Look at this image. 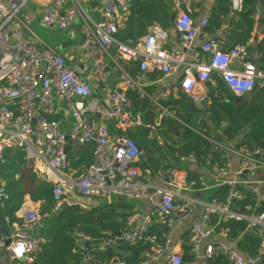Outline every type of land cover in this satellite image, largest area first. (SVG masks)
Returning <instances> with one entry per match:
<instances>
[{
    "label": "built area",
    "instance_id": "2783aa9c",
    "mask_svg": "<svg viewBox=\"0 0 264 264\" xmlns=\"http://www.w3.org/2000/svg\"><path fill=\"white\" fill-rule=\"evenodd\" d=\"M134 1L0 0V163L8 148L25 151L27 158L34 161L35 172L45 174L46 180L54 184V212L65 203L77 204L83 211H89L112 195L141 199L149 204L148 212L129 213L119 232L96 238L76 230L73 252L84 264H99L100 254L122 244L130 247L149 244L150 248L140 252L143 258L138 263L115 258V264H196L198 259L211 260L219 256H224L228 264H264V212L256 211V205L243 209L237 204L249 191L256 196L259 194L258 186L241 177L246 171L264 169L263 148L234 149L233 143L231 147L224 145L220 134L203 127L201 134L210 145L225 151L223 157L227 160L218 171L226 174L234 156L239 160V170L235 179L223 180L229 186L224 198L213 196L203 202L202 220L189 226L188 244L194 257L185 262L182 253L169 248L171 233L152 231V223L156 220L169 230L185 225L196 208L191 193L209 187L206 177L190 175L186 168L177 165L144 167L142 146L125 133L113 135L106 122L113 120L122 131L146 126L150 137L164 146L160 133L163 120L175 114L161 108L157 119L145 124L141 114L131 111L133 100L128 91H137L145 97L143 73L158 69L167 77L181 70V87L202 112L207 111V83L215 72L234 94L249 96L256 86L264 88V68L258 66L250 52L253 38L224 50L221 41L207 29L210 15L196 21L191 15L192 0H165L176 8L174 26L181 36V47L165 46L168 32L160 25L150 27L142 41L131 46L118 40L116 35L121 19L128 15ZM246 2L229 0L232 13L243 11ZM263 12L264 1L257 0L253 13L255 24L261 21ZM36 19L49 28L70 29L75 24L80 25L84 35L81 49L91 60L89 77L36 37L30 28ZM200 38L203 41L196 49ZM114 44L116 52L113 54L110 48ZM191 50H194L192 60L187 58ZM133 60L141 62L136 76L124 66V62ZM234 62L242 64V68H233ZM110 69L117 73L118 83L113 82ZM172 85L166 90V96L171 94ZM98 88L107 91V103L91 98L99 94ZM75 96L80 100H75ZM58 107L72 118L68 132L54 118ZM204 124L201 122L202 126ZM67 145H70L69 153ZM85 148L93 153L94 162L79 173L80 169L72 165L68 155L72 153L77 161L80 150ZM177 155L179 161L190 158L202 164L193 154ZM154 178L161 182L152 183ZM7 198V190L1 186L2 214ZM18 215L21 221L12 222L9 215L3 214L13 231L7 247L14 261L32 263L48 241L47 236L36 234L35 230L50 212L29 208ZM227 220L247 222L246 231L260 238L261 249L257 255L237 248L230 239L229 229L220 228ZM3 246H6L5 237L0 241V248Z\"/></svg>",
    "mask_w": 264,
    "mask_h": 264
},
{
    "label": "trees",
    "instance_id": "16d2710c",
    "mask_svg": "<svg viewBox=\"0 0 264 264\" xmlns=\"http://www.w3.org/2000/svg\"><path fill=\"white\" fill-rule=\"evenodd\" d=\"M256 1L257 0H247L243 11L236 13L235 16H229L230 11L227 9L229 0H220L217 10L215 11V16L213 17V21L216 25L213 26H221V20L227 18L228 24H234L242 31L238 39L239 41L236 43H245L251 36L255 25L253 19L255 8H253V4ZM175 10L176 8L173 3L165 0H135L127 15L126 25L124 28H120L117 38L134 46L138 43V39L148 32L151 21L158 20V22L170 24L172 13ZM261 20L264 22L263 14ZM211 27L212 25L209 26V30H212ZM234 46H236V44ZM259 51L262 53V61L264 62V38L259 42ZM140 64L141 62L139 60H135L131 63V65L134 66L133 69H130L132 74L140 71ZM217 82V93L210 99L211 104H209V118L213 126L209 125L206 120H201L199 122H194L192 120V117L197 115L187 110V108H189L187 96H183L180 100L174 99L173 97L168 99L167 106L169 110L175 114L177 119H182L188 124L184 127L181 136H170L169 130H162L161 132L162 135L167 138L168 142H166L165 145L174 160L179 161L177 153L181 155V148H183L186 156H190L191 154L195 155L203 164L207 165L209 169L213 167L218 169L226 162L227 158L223 157L225 151H220L211 146L201 134V132H203V127H206L208 132H217V130H220L224 138L223 144L231 147L230 143H233L234 149L238 150L242 147L251 150L258 147L264 149V88L256 86L250 96L245 97L242 101H238L235 94L227 87L222 78L218 77ZM128 95L133 100L131 111L137 114L138 107L140 105L145 106L148 97H142L138 92L132 90L128 91ZM182 109L184 111L186 109V115L181 113ZM153 121L154 120H152V122ZM201 122L205 123L204 126L201 125ZM173 123H175L173 120H169V124ZM117 133H125L135 139L144 149H147L149 153L151 143L153 145L155 143V140L150 137V130L146 127H139L135 133H130L129 130L122 131L118 129ZM181 142L183 143L182 147L179 146ZM209 156L210 158L208 160ZM68 157L72 165L80 169L79 173H82L84 169L90 167L94 162V155L88 148L80 150V158L77 161H75V156L72 153H70ZM33 164V160L27 158L25 151H19V149L16 148L6 149L4 159L0 163V187L4 186L8 193L3 214L9 215L12 222L21 221L18 211L22 208L25 196L28 194L33 201L44 202L43 212H50V216L45 220L44 227L46 231L44 234H46L48 241L43 245L42 252L36 256L35 261L32 263L22 261H16L15 263L84 264L73 252L75 247V231L81 230L88 235L101 238L107 236L109 234L107 233L108 231L112 233L119 232L123 229L124 224L116 221V215L111 213L105 205L99 208H92L89 211H83L79 205L72 204L54 212V184L39 177L32 170ZM161 164V159L153 158L143 166L146 167L149 165L153 168L172 166V164H165L164 166H161ZM261 171L264 172V169ZM262 177L264 180V173ZM241 178L248 180L246 174H243ZM228 191L229 186L224 185L220 188L216 196L218 195L217 197L224 198ZM256 201V195L251 194L249 191L247 196L243 200L238 201L237 204L245 209V207L249 205L255 206ZM255 210L264 212V205L262 204L256 207ZM127 215H122L123 219H125ZM214 221H216V218H214ZM220 228L229 229L230 238L233 240L237 239L236 246L240 250L248 251L253 255L259 253L261 249L260 238L246 231V221L227 220L220 225ZM154 229L155 228H152V231H154ZM2 238L3 236L0 233V241ZM127 247L130 249L135 248L139 252H142L149 249L150 245L143 244ZM106 254L107 253H104V255ZM218 258L219 257H215L211 259L210 262L214 263V261H219ZM128 262L138 263L140 259L131 256Z\"/></svg>",
    "mask_w": 264,
    "mask_h": 264
},
{
    "label": "crops",
    "instance_id": "0c3cea01",
    "mask_svg": "<svg viewBox=\"0 0 264 264\" xmlns=\"http://www.w3.org/2000/svg\"><path fill=\"white\" fill-rule=\"evenodd\" d=\"M219 1L220 0H192V2H191V15L196 21H200L201 18L205 15H210V17H209L210 21H209V25H208L207 29L209 30V26L212 25V27H211L212 30L211 29L209 30L211 35L218 38L221 41L222 49L228 50L232 46H234L235 44L236 45L239 44L236 42L239 41L238 39H239L240 33L242 31H241V29L237 28L234 24L233 25L228 24L227 18H223L221 20L222 21L221 26H219V27L213 26V25H216L215 22L213 21V17L215 16V11L217 10V6H218ZM227 7H228L227 8L228 11H230L229 16H235L236 13H232V11L229 7V3L227 5ZM263 16H264V12H263ZM94 17L97 20L99 19V17L97 15H94ZM221 17H223V16H221ZM126 20H127V16L123 17L121 19L120 28L125 27ZM150 24H151L150 27H152L153 25H160L161 27L166 29V31L168 32V39L166 41L165 46L167 48H169L170 46H175L178 48L181 47V44H180L181 36L174 26V21H171L170 24H166V23L158 22V20H153V21H151ZM150 27L148 28V32H149ZM120 28H119V30H120ZM146 34L143 35L142 37H140L137 42L142 41V39L146 36ZM77 36L81 37V41L78 43H74L73 41L77 38ZM116 37H117V35H116ZM250 38H253V43L251 45L250 52L256 57L255 61L258 64V66L264 68V62L262 61V53L259 51V42H260V40H262L264 38V22L262 20L258 24L254 25V28L252 30V33H251V36L249 37V39ZM83 39H84V35L81 32L80 25L79 24L73 25L70 28V31L68 32L67 38L65 39V41H63L62 45L59 47V50H60L59 53H61L67 59V62L71 66L75 67L76 69H78L80 71L87 72V64H90V67H91V60H90V58H88L85 55V53L81 49V43H82ZM118 40H120V39H118ZM202 41H203L202 38H200L197 41L196 49L200 48V44L202 43ZM47 44H49V43H47ZM110 51H111V53L114 54L116 52V47L112 45L110 48ZM193 54H194V50H191L190 52H188L187 58L192 60ZM132 62H134V60L124 62L125 68L130 73H131L130 69H133V67H134L133 65H131ZM232 67L235 69H241L242 64H240L239 62H234L232 64ZM109 72H110V75L113 79V82L118 83L119 78H117V73L112 69H110ZM139 72H137L135 74L131 73V75L136 76ZM143 75L144 76L142 77V85H143V88L146 92V96L148 98H147L146 105L145 106L140 105L138 107L139 109L137 110L136 113L141 114L142 118L144 119L145 124H147V123L152 122V120H156L158 115H159V112L162 111L163 108L169 109V107L167 106L168 105V99L173 97L174 99L180 100L183 96H187V95L184 93V91L181 87V83H180L181 78H182V71L181 70H179L175 75L170 76V77L165 76L163 74V72L161 70H158V69L157 70H151V71L150 70L145 71L143 73ZM218 77L222 78V76L219 73L215 72L213 74L212 80L207 83V89L209 92V102L207 104V111L196 112L195 110H193L191 108L192 101L187 96V101L189 102V104H188L189 108H187V110L189 112L190 111L194 112L195 115H197V116L192 117V120L194 122L206 120L209 125L213 126L211 123V119L209 118L210 117L209 104H211L210 99L217 93V87H218L217 78ZM223 81H224V79H223ZM170 84H173L172 85L173 87L171 88V94L169 96H166L165 92L168 89ZM235 96H236V98L238 97L236 94H235ZM245 97H247V96H243V99ZM91 98H98L99 103H103V102L107 103V96H106V98H104L100 94V92H99V94H94L93 97H91ZM242 100H240V101H242ZM181 113L186 115V109H185V111L182 109ZM54 118L58 119L61 122V127L64 131L68 132L70 130L72 118H71L70 114L66 110H64L62 107L57 108V111L54 115ZM169 120H171V121L173 120L175 123L179 122L180 123V129L183 131H184V127L187 126L188 124L182 119H179V118L177 119L176 116L175 117L168 116L163 120V130H169L170 136H172V135L181 136L182 134L178 135L176 132H174L173 130L170 129L175 123L169 124ZM106 122H107V125L109 126L112 134L113 135L117 134V130L120 128L115 125L114 121L113 120H107ZM140 127H146V126H140ZM138 128H136V131ZM183 131H182V133H183ZM161 132L162 131H160V133ZM217 132L219 134H221L220 130L219 131L217 130ZM161 135H162V133H161ZM163 137H164V141L166 144V142H168L167 138L165 136H163ZM182 144L183 143L181 142L179 144V146L182 147ZM161 148L167 149V146L166 145L160 146L159 144H157L156 141H155L154 145L151 143L149 158L147 157L146 159H143L141 157L142 163L145 164L146 162H149L153 158H156V159L158 158V159H161V161H162L161 166H164L165 164L177 165V166L186 168L189 171L190 175H196V176L197 175H204L206 177V180H207L208 185H209V187L206 190H195V192L191 193L192 197L196 200V208H195V211L192 214L191 218L188 220V222L185 225L176 226L172 230L164 231L162 229V226L156 220L152 223V228H155L154 229L155 232H158L159 234H163L165 232L171 233V244L169 247L170 250L182 253L185 262H189L194 257L190 251V247L188 244L189 226L195 222L202 220V214L204 211L203 202H207L213 196H216V194L220 191V188H222L225 185L224 184L225 180H233L237 177V173L239 170V160L235 156L232 157L230 160L231 165H230L229 171L226 174H222L221 172L218 171V169H216V167L209 169L207 165H205L203 163L202 164L197 163L193 159H190V158L185 160V161L173 160V162L172 161H165L163 163L164 158L161 157L160 154L157 155V150L161 149ZM33 163H34V161H33ZM33 166H34V164H33ZM33 166H32L33 169L32 168L31 169L35 172ZM261 170H263V169H261ZM261 170H258V171L255 170L252 172H248L247 174L245 173L248 176V181H251L253 184H255L256 186L259 187V194L256 196L257 197V201H256L257 207L261 206L262 204L264 205V182L261 181V180H263L262 174L264 172H262ZM35 173L39 177L41 176L37 172H35ZM158 181L161 182L157 178H154L151 180L152 183H157ZM76 200H78V199H76ZM102 205H105L106 208L111 213L116 215V219H115L116 221L122 222L123 224H124V219H123L122 215H127L133 211L148 212L150 210L149 204L144 200H141V199L128 200V199L123 198L119 195H112L110 198L103 199L102 201H99L93 208H99ZM29 208L37 209V210L43 212L42 210L44 209V202L43 201H37V202L33 201L31 199V196L28 194L25 196V201L22 205V208L18 212L21 215L22 211L29 209ZM44 227H45V219L40 221L37 229L35 230V233L46 236V234H44L46 232ZM161 231H162V233H161ZM107 233L112 234L111 231H108ZM230 239L236 245L237 239L236 240H233L232 238H230ZM205 245H206V243H204L202 247L204 248ZM135 252L138 253L137 256L133 255V253H135ZM168 254H169V252L167 251L165 253L164 257L166 258L168 256ZM131 256L135 257L137 259H140V260L143 258L142 254L138 250H136L135 248L130 249L127 246H125L124 244H122V245L111 248V250L109 252H107L106 255H104V253L100 254L99 255V258H100L99 264H115V258H122V259L129 261V257H131ZM218 260L219 261H214V263H213V262H210V260L198 259L196 264H228V261L224 256H219ZM15 262L16 261H14L11 257V252L8 249V247L7 246L1 247L0 248V264H16ZM149 264H157V263L156 262H150Z\"/></svg>",
    "mask_w": 264,
    "mask_h": 264
},
{
    "label": "rangeland",
    "instance_id": "374dc122",
    "mask_svg": "<svg viewBox=\"0 0 264 264\" xmlns=\"http://www.w3.org/2000/svg\"><path fill=\"white\" fill-rule=\"evenodd\" d=\"M30 28L35 33L36 37L41 39L44 42L49 43L50 46H52L57 52H60L59 47L62 45L63 41L68 36V32L70 29H60V28H49L41 25L38 21V19L34 20L30 24ZM81 41V37L77 36V38L73 41L74 43H78ZM86 76L89 77L90 73V64H87V72ZM160 154L161 157H163V163L165 161H172L174 158L171 156L169 151L166 148H161L157 150V155ZM150 153L147 151V149H144L142 158L146 159L149 158ZM42 176V177H41ZM41 178L46 179L45 174H41Z\"/></svg>",
    "mask_w": 264,
    "mask_h": 264
},
{
    "label": "water",
    "instance_id": "95a60500",
    "mask_svg": "<svg viewBox=\"0 0 264 264\" xmlns=\"http://www.w3.org/2000/svg\"><path fill=\"white\" fill-rule=\"evenodd\" d=\"M253 8H255V3L253 4ZM176 17H177V13L176 12H173L172 13V16H171V21H175V19H176ZM113 46H115L116 47V45L114 44ZM140 60H142V58H140ZM115 81V80H114ZM99 92H100V94L104 97V98H106V96H107V91H105V90H99ZM75 98V100H80V97L79 96H75L74 97ZM243 99V96H238L237 97V100L238 101H240V100H242ZM191 108L193 109V110H195L196 112H198L199 110L197 109V107L192 103V105H191ZM99 116V115H98ZM171 130H173L174 132H176L178 135H181L182 134V131L183 130H181L180 129V123L179 122H176L171 128H170ZM129 132L130 133H135L136 132V128H134V127H132V128H130L129 129ZM219 139L222 141V140H224V138H223V136L220 134L219 135ZM208 147H209V145H208ZM141 149L144 151V148L143 147H141ZM69 150H70V145H67L66 146V152L67 153H69ZM181 153H182V155L183 156H186L185 155V152H184V150H183V148H181ZM246 174L248 173L247 171L245 172ZM70 204L69 203H65L64 204V207H67V206H69ZM162 226V229L164 230V231H169V229L166 227V226H164V225H161ZM0 233L5 237V239H6V246H9V244L11 243V235H12V233H13V231H12V229H11V227L9 226V224L8 223H6L5 222V220H4V218H3V214L0 212ZM137 252H135V253H133V255L134 256H137Z\"/></svg>",
    "mask_w": 264,
    "mask_h": 264
}]
</instances>
